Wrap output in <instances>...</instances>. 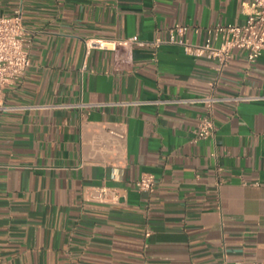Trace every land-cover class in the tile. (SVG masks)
<instances>
[{"label": "crops", "instance_id": "crops-1", "mask_svg": "<svg viewBox=\"0 0 264 264\" xmlns=\"http://www.w3.org/2000/svg\"><path fill=\"white\" fill-rule=\"evenodd\" d=\"M248 1L0 0L30 59L0 92V264L264 263V53L234 50L218 72L179 46L112 45L178 24L201 43ZM204 116L213 132L194 141ZM99 187L118 203L90 200Z\"/></svg>", "mask_w": 264, "mask_h": 264}, {"label": "built area", "instance_id": "built-area-1", "mask_svg": "<svg viewBox=\"0 0 264 264\" xmlns=\"http://www.w3.org/2000/svg\"><path fill=\"white\" fill-rule=\"evenodd\" d=\"M243 7L246 9V18L242 24H216L207 27L201 43H190L185 40L186 27L178 24L167 30L164 39L157 37L147 41L132 35L113 41V50L120 48L130 53L135 47L156 50L162 45H175L188 56L216 61L218 72L233 58L234 50L244 51L247 62L253 63L264 53V0H249L243 3ZM85 47L87 50L101 49L106 47V42L99 39H87ZM29 65L27 32L22 24L20 10H15L10 15L0 13V92L16 84ZM193 101L204 103L210 109L211 105L220 99L206 96ZM212 132L213 123L204 116L197 123L194 141L206 139ZM155 185L156 181L149 173H142L135 181V187L139 191L148 193L153 192ZM252 185L264 187V178L254 181ZM88 198L95 202L116 204L119 194L115 189L99 187L92 188Z\"/></svg>", "mask_w": 264, "mask_h": 264}]
</instances>
